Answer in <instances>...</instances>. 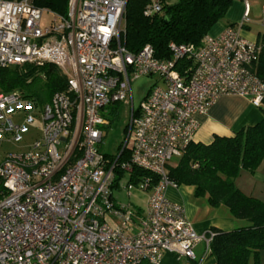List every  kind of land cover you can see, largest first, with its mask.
Wrapping results in <instances>:
<instances>
[{"label": "built area", "instance_id": "obj_1", "mask_svg": "<svg viewBox=\"0 0 264 264\" xmlns=\"http://www.w3.org/2000/svg\"><path fill=\"white\" fill-rule=\"evenodd\" d=\"M37 1L0 0V67L50 63L66 85L41 104L0 92V145L20 144L0 153V264H160L165 253L194 260L197 245L200 264L215 233L196 232L165 196L178 186L168 166L193 140L196 115L221 95L264 105V82L253 71L258 45L227 26L198 47L169 44L171 57L160 60L149 45L136 53L122 45L127 0H68L66 15ZM158 10L152 1L144 12ZM45 11L51 19L42 28ZM247 21L245 0L240 25ZM183 57L193 62L186 76L175 67ZM151 75L155 82L130 105L120 149L103 153L106 107L128 104L131 82ZM132 167L147 174L132 182ZM119 188L146 191L144 209L117 204Z\"/></svg>", "mask_w": 264, "mask_h": 264}, {"label": "trees", "instance_id": "obj_2", "mask_svg": "<svg viewBox=\"0 0 264 264\" xmlns=\"http://www.w3.org/2000/svg\"><path fill=\"white\" fill-rule=\"evenodd\" d=\"M157 1L159 10L145 14ZM68 0H38L36 4L66 15ZM233 0H127L123 13L122 45L131 53L149 45L157 59L171 57L169 44L198 47L211 26L222 19ZM259 51L253 63L255 75L264 82V33L256 40ZM193 65L190 57L176 62V70L186 76ZM65 77L53 64L0 67V92H19L38 104L64 89ZM264 109V105L261 106ZM128 153L122 152L120 159ZM264 161V118L232 136H214L209 144L191 141L175 164L168 166V178L175 184L193 186L194 196H206L209 205H223L235 219L246 223L229 231L211 229L209 256L215 264H261L264 250V201L249 196L234 183L241 171L254 172ZM122 173L119 172L117 179ZM147 173L132 167L130 181ZM140 264H148L146 262Z\"/></svg>", "mask_w": 264, "mask_h": 264}, {"label": "crops", "instance_id": "obj_3", "mask_svg": "<svg viewBox=\"0 0 264 264\" xmlns=\"http://www.w3.org/2000/svg\"><path fill=\"white\" fill-rule=\"evenodd\" d=\"M255 2L256 0H247L248 21L241 26L245 0H233L226 16L215 22L207 35L216 36L225 27L230 26L244 38L255 41L258 33H264V4L258 7V2L256 4ZM252 24L259 27L252 29ZM153 82H155L154 79L150 81V84ZM145 94L141 95L140 100ZM262 118H264V109L252 105L247 97L234 94L221 95L206 113L196 115L199 127L193 135L192 141L209 144L216 135L232 136L240 129L254 125ZM234 183L243 193L264 201V161L252 173L241 171ZM165 196L183 207L187 220L196 232L200 233L207 229L229 231L242 225V220L232 217L225 206L213 207L208 204L206 196H194L191 185L168 186ZM201 252L202 247L197 245L194 248L196 257L194 260L184 257L177 258L171 253H165L160 264H198ZM259 261L264 264V250L259 253ZM200 264H215V260L213 257L207 256Z\"/></svg>", "mask_w": 264, "mask_h": 264}, {"label": "rangeland", "instance_id": "obj_4", "mask_svg": "<svg viewBox=\"0 0 264 264\" xmlns=\"http://www.w3.org/2000/svg\"><path fill=\"white\" fill-rule=\"evenodd\" d=\"M256 2H258L257 4L258 7L261 6V4H264V0H256ZM50 19H51V14H49V12L46 11L43 12L40 21V26L42 28L47 27ZM257 27L259 26L252 24V29L253 28L256 29ZM153 79L156 80L157 76L156 75L143 76L134 79L131 82V86H132L131 101L129 100L128 104L115 103V104H110L106 107L107 112L105 116L109 120L110 124L103 125L101 127L104 136L102 139V143L100 145V150L103 153H106L107 155H113L114 153L117 152V150L120 149L121 141L123 138V127L128 119L130 105L132 104L134 107L138 106L141 95H143L148 91L150 87V81ZM29 129H30L29 133L32 131V133L33 134L35 133V135L37 133H40L41 131L40 125L37 120L29 125ZM18 148H20V144H14V143L2 144L0 145V153L2 151L4 152L15 151ZM177 160L178 157H172L170 160V164L172 165L175 164ZM124 182L125 180H120L119 183L123 186ZM146 195H147L146 191L138 188L133 189L129 194L122 188L112 190V197L117 204L119 203L124 206L139 205V207L143 209L145 207ZM241 222L243 225L246 223L244 220H242Z\"/></svg>", "mask_w": 264, "mask_h": 264}]
</instances>
